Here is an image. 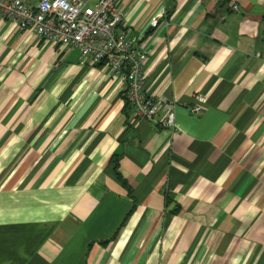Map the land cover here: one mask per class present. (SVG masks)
I'll return each mask as SVG.
<instances>
[{
  "label": "crops",
  "instance_id": "crops-1",
  "mask_svg": "<svg viewBox=\"0 0 264 264\" xmlns=\"http://www.w3.org/2000/svg\"><path fill=\"white\" fill-rule=\"evenodd\" d=\"M118 6L177 130L0 17V264H264V0Z\"/></svg>",
  "mask_w": 264,
  "mask_h": 264
},
{
  "label": "built area",
  "instance_id": "built-area-1",
  "mask_svg": "<svg viewBox=\"0 0 264 264\" xmlns=\"http://www.w3.org/2000/svg\"><path fill=\"white\" fill-rule=\"evenodd\" d=\"M237 10L236 7H233ZM0 17L45 42L79 51L93 64L103 63L110 77L126 81L125 100L133 120L176 132L174 103L161 104L144 89L146 55L136 48L122 29L118 0H0ZM163 14L151 27L157 28ZM163 26L168 22L163 20ZM190 111L200 114L205 98L195 96Z\"/></svg>",
  "mask_w": 264,
  "mask_h": 264
},
{
  "label": "trees",
  "instance_id": "trees-1",
  "mask_svg": "<svg viewBox=\"0 0 264 264\" xmlns=\"http://www.w3.org/2000/svg\"><path fill=\"white\" fill-rule=\"evenodd\" d=\"M123 184L125 185V183L123 182Z\"/></svg>",
  "mask_w": 264,
  "mask_h": 264
}]
</instances>
